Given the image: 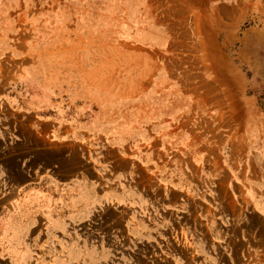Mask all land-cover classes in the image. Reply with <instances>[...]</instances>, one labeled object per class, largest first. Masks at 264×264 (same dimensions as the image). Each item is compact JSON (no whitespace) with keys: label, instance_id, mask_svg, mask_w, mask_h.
Returning <instances> with one entry per match:
<instances>
[{"label":"rangeland","instance_id":"rangeland-1","mask_svg":"<svg viewBox=\"0 0 264 264\" xmlns=\"http://www.w3.org/2000/svg\"><path fill=\"white\" fill-rule=\"evenodd\" d=\"M0 264H264V0H0Z\"/></svg>","mask_w":264,"mask_h":264}]
</instances>
